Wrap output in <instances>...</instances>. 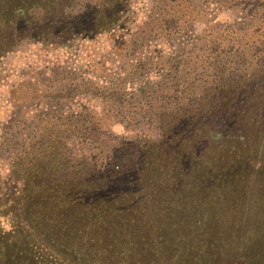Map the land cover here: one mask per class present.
<instances>
[{
	"label": "rangeland",
	"instance_id": "obj_1",
	"mask_svg": "<svg viewBox=\"0 0 264 264\" xmlns=\"http://www.w3.org/2000/svg\"><path fill=\"white\" fill-rule=\"evenodd\" d=\"M130 3L137 8L140 22L133 20L127 28L117 29L116 33L123 32V38L106 32L92 38L76 35L63 45L22 38L0 53V212L17 207L13 190L20 180L11 171L12 163L22 157L24 146L34 143L40 134L45 133L53 144L46 149L44 159L56 156L52 160L54 167L60 166L62 170H70L69 164L66 168L59 163L64 154L77 161L85 157L100 163L105 151L121 139L138 133L157 136L153 118L142 107L144 99L140 101L137 94L141 85L147 80L152 86L157 85L176 59L184 58L181 67L194 64L199 55L192 46L211 32H219L221 38L216 39L219 48L235 49L238 53L235 62L238 70L264 69V0H130ZM180 16L183 21L178 24ZM123 39L125 42L121 44ZM189 56L191 59H186ZM158 59L163 63L157 64ZM250 80L262 83L264 75H251ZM82 81L87 87L80 86ZM105 90L116 91V95L106 96ZM252 97L256 98V104L264 101V89L250 94L249 98ZM46 112L65 114L74 125L63 136L49 126L38 131L39 120L47 116ZM82 113L92 118L99 130L83 134ZM115 118L126 127L119 122L112 124ZM56 119L55 125L62 128L64 125ZM258 125L255 123L251 128L255 137L264 132V127ZM129 126L135 129L131 131ZM3 132L8 133L5 141ZM7 141L13 143L7 145ZM261 142L260 137L251 143L252 161L264 156ZM237 157L235 168L242 171L248 165L242 162L247 159ZM253 166L249 167L250 175L231 181L233 190H223L231 204L226 212L232 216L230 220H218L219 226L217 222L206 223L201 219L183 221L182 215L191 212L189 209L178 212L180 217L176 221L180 223H172L176 228L173 232L175 242L178 241L176 246L148 241L145 228L139 244L130 245L132 250L127 252L125 242L112 241L109 232L86 241L78 233L80 224L70 223L69 228L60 229L61 223L56 228L48 222L36 223L31 228L0 235V264H256L264 257V167L257 161ZM238 196L241 201L234 202ZM177 207L176 210L181 208ZM0 224L7 230L10 221L1 216ZM158 225L150 229L158 232ZM181 231L185 233L183 237L179 236ZM165 232L168 234L166 229ZM150 246L155 251L149 250ZM144 248L147 251L140 252Z\"/></svg>",
	"mask_w": 264,
	"mask_h": 264
},
{
	"label": "trees",
	"instance_id": "obj_2",
	"mask_svg": "<svg viewBox=\"0 0 264 264\" xmlns=\"http://www.w3.org/2000/svg\"><path fill=\"white\" fill-rule=\"evenodd\" d=\"M136 11L130 0H0V53L22 38L62 45L76 35L92 38L106 32L123 38V32L116 31L127 28L133 20L140 22ZM220 38L219 32H211L192 46L199 55L194 64L181 67L184 58L176 59L157 85L152 86L149 80L141 85L137 94L140 101L144 99L142 107L153 118L157 136L138 133L121 139L105 151L100 163L85 157L77 161L63 152L59 163L66 168L69 164L70 170L55 168L54 155L44 159L46 149L53 145L45 133L25 145L24 154L14 160L11 170L20 180L13 190L17 207L0 212V217L10 221L7 230L0 224V235L31 228L36 223L48 222L52 228L61 223L60 229L73 223L72 226L81 225L78 233L83 240L109 232L112 241L125 242L130 252V245L139 244L145 228L148 241L176 246L173 226L183 209L191 212L182 215L183 221L201 219L219 226L218 220H230L232 216L226 212L231 204L223 190H233L234 179L250 175L249 167L256 161L264 167V156L252 161L249 152L254 147L251 143L260 137L264 148V132L255 137L251 131L255 123L264 127V101L256 104V98H249L264 89V81H249L250 76L264 75V69L238 70V53L219 48L216 39ZM124 42L123 39L121 44ZM155 61L163 63L162 59ZM84 83L79 82L83 88L87 87ZM105 91L106 96L116 95V91ZM46 114L39 120L38 131L49 126L63 136L74 125L65 114ZM81 115L83 134L99 130L92 118ZM56 118L64 125L62 128L55 125ZM111 122L126 127L117 118ZM7 134L3 132L4 141ZM238 155L247 159L242 162L248 164L242 171L235 168ZM223 185L225 188H221ZM239 197L234 202L241 201ZM177 206L181 208L176 210ZM157 224L158 232H153L150 227ZM184 234L181 231L179 236ZM149 250L155 251L153 246ZM256 264H264V257Z\"/></svg>",
	"mask_w": 264,
	"mask_h": 264
}]
</instances>
